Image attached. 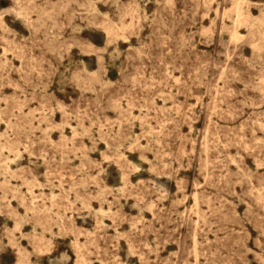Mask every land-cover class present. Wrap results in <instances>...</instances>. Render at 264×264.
<instances>
[{"label":"rangeland","instance_id":"1","mask_svg":"<svg viewBox=\"0 0 264 264\" xmlns=\"http://www.w3.org/2000/svg\"><path fill=\"white\" fill-rule=\"evenodd\" d=\"M0 264H264V0H0Z\"/></svg>","mask_w":264,"mask_h":264},{"label":"bare ground","instance_id":"2","mask_svg":"<svg viewBox=\"0 0 264 264\" xmlns=\"http://www.w3.org/2000/svg\"><path fill=\"white\" fill-rule=\"evenodd\" d=\"M243 3V2H242ZM232 7V6H231ZM164 10V9H163ZM227 10V9H226ZM235 13H236V24H238L239 22H240V20H241V17H242V15H243V13H242V11H241V9L238 7V6H236L235 7ZM235 20V19H234ZM3 22V21H2ZM234 24V23H233ZM232 27H233V25H232ZM234 30V29H233ZM50 32V31H49ZM9 34V33H8ZM236 34L235 33H233V36H235ZM238 36V35H237ZM240 36H243V35H240ZM221 38V37H220ZM229 39H231L230 37H229ZM135 43V42H134ZM242 44V43H241ZM103 58V57H102ZM212 62V61H211ZM82 65V64H81ZM95 71H97V69L95 70ZM243 89V88H242ZM198 100V99H197ZM214 102V101H213ZM60 110V109H59ZM215 122V121H214ZM188 149V148H187ZM226 157V156H225ZM248 167V166H247ZM171 170H172V168H171ZM240 170V169H239ZM243 174V173H242ZM195 194V193H194ZM187 197V196H186ZM244 210V209H243ZM196 222V221H195ZM249 250H251V249H249ZM141 257V256H140ZM82 260V259H81Z\"/></svg>","mask_w":264,"mask_h":264}]
</instances>
